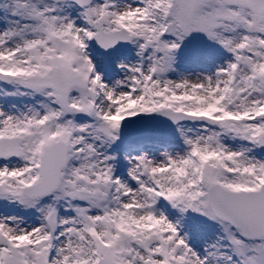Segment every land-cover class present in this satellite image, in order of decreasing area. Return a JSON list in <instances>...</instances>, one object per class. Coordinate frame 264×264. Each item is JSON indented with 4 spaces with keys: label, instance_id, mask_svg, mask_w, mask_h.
<instances>
[{
    "label": "snow or ice",
    "instance_id": "6c2138e0",
    "mask_svg": "<svg viewBox=\"0 0 264 264\" xmlns=\"http://www.w3.org/2000/svg\"><path fill=\"white\" fill-rule=\"evenodd\" d=\"M0 264H264V0H0Z\"/></svg>",
    "mask_w": 264,
    "mask_h": 264
}]
</instances>
